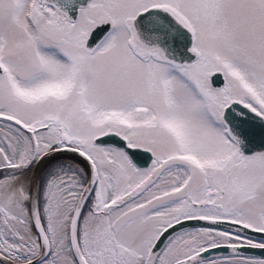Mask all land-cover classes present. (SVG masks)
<instances>
[{
    "label": "snow or ice",
    "instance_id": "obj_1",
    "mask_svg": "<svg viewBox=\"0 0 264 264\" xmlns=\"http://www.w3.org/2000/svg\"><path fill=\"white\" fill-rule=\"evenodd\" d=\"M0 264H264V0H0Z\"/></svg>",
    "mask_w": 264,
    "mask_h": 264
}]
</instances>
